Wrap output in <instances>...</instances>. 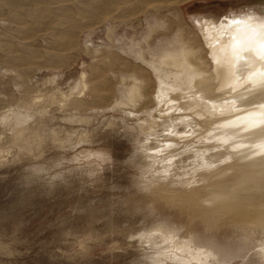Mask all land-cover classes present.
I'll list each match as a JSON object with an SVG mask.
<instances>
[{
  "label": "rangeland",
  "instance_id": "1",
  "mask_svg": "<svg viewBox=\"0 0 264 264\" xmlns=\"http://www.w3.org/2000/svg\"><path fill=\"white\" fill-rule=\"evenodd\" d=\"M2 2L0 264H264V231L212 228L190 207L166 203L177 188L188 194L211 179L215 161L201 162L228 160L229 149L215 159L192 151L198 125L162 111L158 92L175 84L160 82L149 65L191 47L208 72L220 66V93L245 87L244 57H264V0ZM206 23L213 35H236L212 51L221 64L212 63ZM83 75L101 98L82 92ZM140 80L148 101L127 104L126 90ZM198 122L209 134L212 126ZM218 139L211 144L220 150ZM184 239L196 258L175 248Z\"/></svg>",
  "mask_w": 264,
  "mask_h": 264
},
{
  "label": "bare ground",
  "instance_id": "2",
  "mask_svg": "<svg viewBox=\"0 0 264 264\" xmlns=\"http://www.w3.org/2000/svg\"><path fill=\"white\" fill-rule=\"evenodd\" d=\"M54 1L55 3L56 2L58 3V1H67V0H54ZM99 1L117 6L118 4H124L135 0H92V2L94 3ZM142 1H145V3L151 5L152 3L157 2L158 0H142ZM161 1H167V0H161ZM4 2H7V0H3L2 5H4L3 4ZM6 4L7 3H5V5ZM208 24L209 23L201 24V27H203L202 33L204 35L205 42L208 45L212 63H214V60H216L217 58L214 59L213 52L215 51L213 50L216 48L217 45L221 46L220 44L221 41H223V44L226 41L227 42L229 41L228 43L231 44L232 41L234 40L232 37L235 35V33H233L234 35L232 34L229 35L230 34L229 32L231 33L233 32V31H229L230 30L229 29L227 33H224L221 36H219L220 34L213 35L212 32H209L208 28H206L208 27ZM235 31L236 30L234 28V32ZM238 31L239 30L237 28L236 32ZM228 43H225L224 45ZM220 50L222 52V49ZM172 51H166L163 55H160L158 57V60H156L157 61L156 63L154 61H153L154 63L152 61H149L150 67L153 69L160 82H162L163 80L170 79L173 80L175 84L174 86H172L171 89L169 88L171 92L170 94L167 92L165 88L162 89L160 88L159 90L160 92H158V94L160 93V95L156 97V100L159 102L158 104L163 108L162 111H164V109L166 110L175 109L178 113H180V117L176 119L178 123L182 122L183 124L186 123L189 124L190 121L192 122L195 121L197 123L198 125L197 129L194 130L196 131L197 134V138L195 137V140L198 139L199 144L194 143L196 146L193 150L192 149L191 150L194 152H198L199 154L201 153L200 151L202 150H205L204 152L208 151L207 157L206 155H203L205 159L217 158V156H219L220 153L223 152V151L221 152V150H223L226 147L229 150L227 149L228 153L223 152L224 154H226L224 156H226L225 158H227L228 160H203V162H201V163H206V161L208 162L211 161L214 164L215 161V165H217V168L212 169L213 166L209 168V170L212 169L211 179L206 178V180H203L205 183L203 182L202 185H195V188L194 186H192L194 189L192 188L191 190H189L190 193L188 194L186 191L185 193L184 191L179 190V188H177V191H179L180 193L176 192V193H171L172 195L170 196L168 195L169 197L166 198V203L177 206V208L179 207L180 210L183 208H187L188 210V208L190 207L189 209L193 210L190 211L193 213V214L190 213V215H192V217H196V219L198 218L201 219V222H204L205 226L206 225L210 227L212 226V228L214 226L215 227L217 226V228L219 229L220 228L219 226H223L225 228L226 225V227L230 226L233 228L241 229L244 232H247V234L252 231L251 229H253V227L264 231V57H262V55L258 57L259 53L255 51H249L248 56L246 55L244 57L245 60L249 57V60L251 62V67H250L251 71H248V75H247L249 77V79L247 80H250L249 83L248 84L246 83L247 85L246 86L244 85L245 87L238 86L235 90L233 89L231 91L226 89L220 93L219 90L221 85V81H220L221 78L219 75V71H217L220 68V66H218L219 68L216 69H215L216 66L215 67L213 66V71L208 72L204 62L200 60V57L196 56V50H193L191 47L183 51L181 50H179L178 52H175V50ZM215 54H217V52ZM240 56H242L241 53ZM220 58L222 60V56H220ZM218 62L219 61H217L216 63ZM144 83L145 82H143V80L133 82L132 85L128 88V90H126L125 97L126 100L128 101L127 104H129L130 102V105L134 106V104H136L138 101L139 102L143 101V104L146 101H148V98L146 96V91L143 92L145 87ZM169 84H173V83H169ZM93 85H89V83H87V81L85 80L84 75L82 76L81 78L82 92L86 90L88 91L90 90L91 95H93L92 98L95 97L101 98L102 94L98 93L97 89ZM162 85L165 86L164 83ZM168 86L169 85H167V87ZM73 105L75 107L80 108L84 106V103H82L80 100L75 99ZM200 120L205 122V124L207 123L206 125L210 124L212 126V128L210 129H208L209 127L207 128L208 129L207 133L209 134L205 135V133L204 134L200 133L201 130L200 126L202 125V124L200 125V123L198 122ZM204 127L205 126H203V128ZM192 133L190 134L193 135ZM170 134H172V132L169 133L168 135ZM179 135L184 136L183 133L182 134L179 133ZM188 136L190 135L188 134ZM216 137L217 138L219 137L218 141H220L221 143L219 144L221 145L220 150H218L219 148L217 149L216 146H213L211 144L213 143L214 139H216ZM189 138H191V136L188 137L187 139L189 140ZM178 139L180 140V137ZM181 139L184 140V137ZM189 142L187 143L189 144ZM170 143H172V141ZM172 144L174 145V143ZM169 145L170 144H168L167 146ZM191 145L192 144H190V146ZM189 147H186L185 149L187 148L189 149ZM197 158L199 159L198 156ZM171 159L174 158L172 157ZM170 162L171 161H169V163ZM202 170L201 171L198 170V172L199 171L203 172ZM191 172L197 173V171H191ZM198 177L202 178V176L200 175ZM190 180L191 179H189V182L191 183ZM227 182L229 184L224 185V183ZM196 183L197 182H195L194 184ZM185 188L183 190H185ZM173 191H175V189ZM230 227L228 228L230 229ZM162 228L165 229L166 227L165 228L162 227ZM168 231H170V229H168ZM149 239L151 240L152 237ZM192 240L190 244L192 243ZM183 241H184L183 245L178 244L175 246V248L177 250H182L184 252L187 251L191 259L196 258L198 253L191 252V246L189 245V243L185 242V239ZM208 249L213 250L212 247L211 248L209 247ZM174 252L169 254L168 257L170 259L176 258L177 255L174 254ZM204 253L207 255L214 254V252L213 253L204 252Z\"/></svg>",
  "mask_w": 264,
  "mask_h": 264
}]
</instances>
